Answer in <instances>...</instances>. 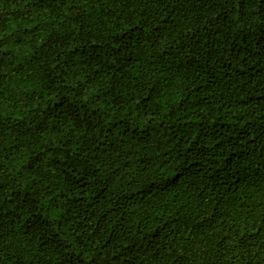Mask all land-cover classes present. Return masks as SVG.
I'll list each match as a JSON object with an SVG mask.
<instances>
[{"label": "trees", "instance_id": "trees-1", "mask_svg": "<svg viewBox=\"0 0 264 264\" xmlns=\"http://www.w3.org/2000/svg\"><path fill=\"white\" fill-rule=\"evenodd\" d=\"M0 264H264V0H0Z\"/></svg>", "mask_w": 264, "mask_h": 264}]
</instances>
